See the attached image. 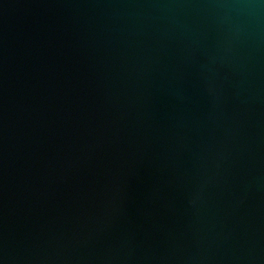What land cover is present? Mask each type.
<instances>
[{"label":"water","instance_id":"obj_1","mask_svg":"<svg viewBox=\"0 0 264 264\" xmlns=\"http://www.w3.org/2000/svg\"><path fill=\"white\" fill-rule=\"evenodd\" d=\"M0 264H264V0H0Z\"/></svg>","mask_w":264,"mask_h":264}]
</instances>
